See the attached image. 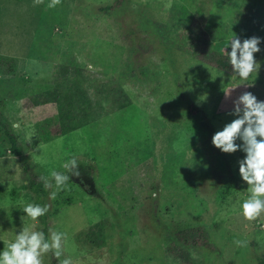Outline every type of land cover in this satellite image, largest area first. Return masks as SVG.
<instances>
[{"label":"rangeland","instance_id":"rangeland-1","mask_svg":"<svg viewBox=\"0 0 264 264\" xmlns=\"http://www.w3.org/2000/svg\"><path fill=\"white\" fill-rule=\"evenodd\" d=\"M49 2L0 0V55L14 58L0 63V106L24 148L14 155L0 127V250L23 228L44 227L22 210L35 200L26 176L51 183L75 157L80 175L54 199V183L46 187V236L65 240L62 256L50 251L43 264H255L264 214H240L245 153H222L211 138L236 118L233 102L244 92L264 101V0ZM193 20L223 53L233 35L259 37L257 73L241 82L198 60ZM47 89L75 102L81 93L94 120L46 140L58 114L54 102H40ZM199 227L209 248L199 246Z\"/></svg>","mask_w":264,"mask_h":264},{"label":"clouds","instance_id":"clouds-1","mask_svg":"<svg viewBox=\"0 0 264 264\" xmlns=\"http://www.w3.org/2000/svg\"><path fill=\"white\" fill-rule=\"evenodd\" d=\"M59 2L50 0L47 6L54 8ZM260 43L259 37L241 41L233 35L223 49L230 48V51L225 52L235 76L241 82L248 81L253 73H257L259 64L254 53L261 50ZM233 104L230 115L236 118L213 134L211 144L222 153L231 154L237 150L245 153L244 158L238 161V174L247 183L249 195L240 203V214L246 220L253 221L264 214V101L258 100L251 92H244ZM13 127L19 129L20 124L14 123ZM63 168L64 172L51 173V183L45 182V187H51L52 183L55 185L50 198L54 199L56 193L65 188L70 175H80L75 157L65 162ZM22 210L26 214L25 218L37 223L39 217L47 214L48 207L28 203ZM64 240L65 234L62 232L50 231L46 238L43 231L23 228L0 250V264H43V257L50 251L57 258L62 256ZM61 264H72L71 257H65Z\"/></svg>","mask_w":264,"mask_h":264},{"label":"trees","instance_id":"trees-1","mask_svg":"<svg viewBox=\"0 0 264 264\" xmlns=\"http://www.w3.org/2000/svg\"><path fill=\"white\" fill-rule=\"evenodd\" d=\"M112 5H106L104 7H100V11H110ZM189 29L194 35V44L193 48L195 51V57L216 68L220 71L226 73H232L233 70L228 60L227 53H223L215 49L212 45L211 39L206 31L201 27L197 20H193L189 25ZM242 41V40H241ZM230 51V48L229 50ZM14 58L1 56L0 55V63H5L6 61H13ZM81 101H74L72 95L69 92L59 91L58 89H47L41 96V103L47 102H54L58 108V114L55 120L49 122V125L52 126L53 130L50 134H46V140L66 134L70 131L78 129L92 120H94V116L90 115L86 112L87 105L84 103V96L80 93ZM74 110H80L81 114L78 115L77 112ZM189 112L191 114H196L199 112V109L194 105L189 107ZM203 125L209 131H213L211 129L208 122L204 121ZM0 127L7 137L10 143V150L11 152L18 156L19 158L22 157L24 153L23 146L19 143L17 136L14 134L12 129L9 128L7 122L4 119V116L1 111L0 106ZM80 169V168H79ZM23 176H26L29 173L28 166L24 165L22 168ZM26 187L29 191H31L35 195L34 204H39L41 206L46 205V198H47V190L45 187V182L36 174L30 173V175L26 176L25 178ZM47 217L46 215L39 217L38 220L44 226L42 231L47 233ZM198 238L200 239V245L203 248H209L211 244L208 241V236L206 232L201 229L200 227L197 228ZM47 238V236H46ZM184 257V255H182ZM52 264H61L58 262L56 258L53 257ZM255 264H264V254L257 258Z\"/></svg>","mask_w":264,"mask_h":264}]
</instances>
